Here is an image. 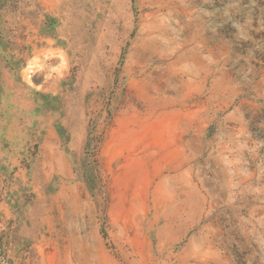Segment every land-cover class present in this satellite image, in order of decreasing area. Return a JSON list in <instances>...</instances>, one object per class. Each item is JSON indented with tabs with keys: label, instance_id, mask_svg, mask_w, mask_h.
I'll return each instance as SVG.
<instances>
[{
	"label": "rangeland",
	"instance_id": "1",
	"mask_svg": "<svg viewBox=\"0 0 264 264\" xmlns=\"http://www.w3.org/2000/svg\"><path fill=\"white\" fill-rule=\"evenodd\" d=\"M0 264H264V0H0Z\"/></svg>",
	"mask_w": 264,
	"mask_h": 264
}]
</instances>
